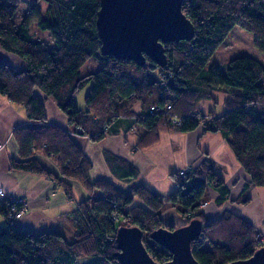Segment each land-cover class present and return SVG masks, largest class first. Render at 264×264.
<instances>
[{"label":"trees","instance_id":"1","mask_svg":"<svg viewBox=\"0 0 264 264\" xmlns=\"http://www.w3.org/2000/svg\"><path fill=\"white\" fill-rule=\"evenodd\" d=\"M47 3V17H41L37 0L0 1V46L23 61L18 67L0 63V94L21 104L30 122L13 129L17 153L9 156L8 166L50 178L68 200L73 199L72 181L80 183L87 195L67 212L73 221L70 240L55 229H19L14 218L7 217L6 207L2 213L6 222L0 226V264H82V257L93 258L83 264H121L115 239L119 226L138 227L149 255L167 261L171 253L150 232L173 225L162 216L168 206L175 208L181 224L194 218L206 222L191 241L200 264L244 259L264 246L254 225L232 210L223 209L206 219L200 201L207 187L217 192V206L229 192L207 156L184 177L180 169L171 172L176 185L163 200L142 183L123 189L109 178L91 180L92 162L74 137L99 141L120 130H140L134 146L138 150L156 142L159 129L188 131L201 124L203 131H220L248 175L244 191L235 198L246 202L249 186L264 187V64L249 54L230 58L224 70L206 63L226 39L264 52V0H183L181 10L192 21L194 34L164 43L163 66L147 56L139 65L100 52L95 25L100 0ZM32 21L49 32L53 46L30 33ZM90 58L100 62L99 68L80 73V66ZM86 84L85 106L79 108L74 96ZM213 90L227 93L225 109L220 114L213 109L203 113L198 102L212 99ZM47 97L65 115L67 127L47 121ZM152 106L160 108L152 110ZM39 154L51 159L54 167H47ZM107 159L111 160L109 155ZM137 174L136 169L125 168L118 178L130 182ZM205 242L210 246L207 250L201 248Z\"/></svg>","mask_w":264,"mask_h":264},{"label":"crops","instance_id":"2","mask_svg":"<svg viewBox=\"0 0 264 264\" xmlns=\"http://www.w3.org/2000/svg\"><path fill=\"white\" fill-rule=\"evenodd\" d=\"M0 63H9L18 67L23 61L16 54L0 46ZM218 92L220 95H217ZM211 94L212 99L198 102L199 110L207 113L213 109L218 114L222 113L225 109L223 101L228 96L227 93L213 90ZM45 110L48 122L63 128L67 127L65 115L50 97L45 99ZM134 110L136 112L140 110L139 102L134 105ZM28 123L30 122L24 107L0 94V141L3 143L0 149V187L5 189V195L0 199V226L6 222L2 213L9 201L22 197L27 202V208L19 217L14 218V223L19 229L33 232L55 229L64 233V226L73 227L71 217L65 212L73 209L75 202L84 198L87 192L80 183L72 181V189H76V194L73 193V199L68 200L62 189L50 178L9 168V156H16L17 153L12 131ZM140 134L137 130L119 131L107 134L99 141L75 135L76 142L92 162L89 178L91 180L99 177L109 178L123 189L142 183L164 200L176 185L170 173L186 165H191L193 168L204 156H207L212 162L214 171L224 180L229 192L226 201L221 206H217L214 202L217 192L207 187L200 201L205 217L212 219L223 209L232 210L251 222L257 234L264 238V187L249 186L244 192L248 197L246 202L235 199L244 191L242 189L248 175L235 159L226 138L220 131H203L201 124L188 131L159 129L156 142L146 148L135 150L134 146ZM107 155L111 160L107 159ZM39 157L47 167H54L53 161L47 156L39 154ZM125 168L138 171L137 176L130 182H123L124 179L120 181L118 178V173L124 172ZM162 216L166 222H173L176 225L182 223L174 207H166L162 211Z\"/></svg>","mask_w":264,"mask_h":264},{"label":"water","instance_id":"3","mask_svg":"<svg viewBox=\"0 0 264 264\" xmlns=\"http://www.w3.org/2000/svg\"><path fill=\"white\" fill-rule=\"evenodd\" d=\"M182 1L100 0L95 19L100 52L139 65L147 56L158 66L165 65L164 43L190 39L194 34L192 21L181 10ZM205 223L194 218L177 227L160 226L151 231L150 237L171 253L164 262L149 255L138 227L119 226L115 232L118 260L121 264H200L192 254L191 241L199 237ZM225 264H264V246L247 258Z\"/></svg>","mask_w":264,"mask_h":264},{"label":"rangeland","instance_id":"4","mask_svg":"<svg viewBox=\"0 0 264 264\" xmlns=\"http://www.w3.org/2000/svg\"><path fill=\"white\" fill-rule=\"evenodd\" d=\"M40 12H41V17H47V0H37ZM235 28H239L238 26L234 27ZM30 33L36 37H40L44 40H46L50 45L53 46V41L51 40V37L49 35V32L47 30H42L39 27H37L36 22L32 21L30 23ZM243 54H249V55H253L256 58H258L259 60L262 61V63L264 64V52L258 51L255 47H253L251 44H248L246 42H230L227 39L224 40L217 48L216 50L212 53V55L210 56V58L208 59L207 63H206V67H210L213 64L218 65L222 70L225 69L227 62L230 58L234 57V56H238V55H243ZM100 66V62L96 59L90 58L88 59L86 62H84L81 66H80V73H84V72H88V71H95L97 68H99ZM89 89V84H86L85 86H83L81 89H79L76 93H75V102L77 107L79 108H83L85 106L84 103V96L86 94V92ZM217 95H220V93L218 92ZM121 131V130H120ZM140 131V130H139ZM76 189H73V193L76 194ZM207 197V195H206ZM205 205V204H202ZM26 208H27V204H26ZM26 210V209H25ZM67 213V212H65ZM206 216V215H205ZM65 219V217H64ZM206 219H208L206 217ZM173 223V222H172ZM171 223V224H172ZM182 225V224H180ZM176 226V224L173 223L172 227ZM179 226V225H178ZM64 235L67 239H73V227H70V225L68 226H64ZM258 236V235H257ZM262 238V237H259ZM217 244H222L221 241H216ZM209 244L208 242H205L202 244V249L207 250L209 248ZM93 258H89V257H82L81 259H79L80 263H86L89 261H92Z\"/></svg>","mask_w":264,"mask_h":264},{"label":"built area","instance_id":"5","mask_svg":"<svg viewBox=\"0 0 264 264\" xmlns=\"http://www.w3.org/2000/svg\"><path fill=\"white\" fill-rule=\"evenodd\" d=\"M170 106L167 105L166 108H169ZM160 107L158 106H152L151 109L158 110ZM173 122H177L175 118H171ZM3 143L0 141V149L2 148ZM192 169L191 165H186L183 168L179 170L180 176L184 177L186 174H188ZM5 195V189L3 187H0V199ZM26 200L25 198L19 197L11 199L8 203V208L6 210L7 217H19L26 209ZM114 219V217H112Z\"/></svg>","mask_w":264,"mask_h":264}]
</instances>
